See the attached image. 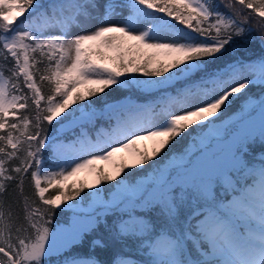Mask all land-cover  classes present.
<instances>
[{"label":"snow or ice","instance_id":"snow-or-ice-1","mask_svg":"<svg viewBox=\"0 0 264 264\" xmlns=\"http://www.w3.org/2000/svg\"><path fill=\"white\" fill-rule=\"evenodd\" d=\"M253 31L264 0H0V264H264Z\"/></svg>","mask_w":264,"mask_h":264},{"label":"trees","instance_id":"trees-1","mask_svg":"<svg viewBox=\"0 0 264 264\" xmlns=\"http://www.w3.org/2000/svg\"><path fill=\"white\" fill-rule=\"evenodd\" d=\"M44 2L47 3L48 0H44ZM221 10L222 11H226V9H223V7H221ZM258 35L259 34L257 32L253 31L251 33L250 43L247 46V48H248L247 52H245L244 50H241V52L237 53V55L243 56L245 59H255L256 57L260 56L262 54V52H264V49H261V47H260ZM44 91L47 94V88L46 87L44 88ZM250 91H251V94L254 97H258L259 94L262 91H264V89H261L259 87H253V88L250 89ZM114 96H115V93L112 92L111 90H109V94L105 98L106 99H111ZM93 100H96L98 105H99V103H100L99 97H94ZM239 102H240L239 100H237L235 102L232 110H235V107L239 104ZM177 139H179V138H177ZM261 152H264V144H261L259 141H257L255 144L250 145V151H249L248 158L250 160H255L257 162L258 154L261 153ZM99 166L108 167V165H106V163L105 164L99 163ZM85 176H82V177H85ZM23 187H24L25 195H28L29 197H31L32 190H31L27 180L25 181ZM47 195L51 196V195H54V193L50 191ZM15 198H16L15 194H13L12 199H15ZM70 217H71V212L62 213L59 210H57V216H56V221L57 222H61L62 223L64 220L69 219ZM97 234H99V233H97ZM91 238H92L91 236L85 238V243L81 246V254L82 255H85V256L89 255L90 248H91V244H90ZM97 254L99 255V257L101 259H104V260H108V259L111 258V253L110 252L105 254L104 252H99L98 251Z\"/></svg>","mask_w":264,"mask_h":264},{"label":"rangeland","instance_id":"rangeland-1","mask_svg":"<svg viewBox=\"0 0 264 264\" xmlns=\"http://www.w3.org/2000/svg\"><path fill=\"white\" fill-rule=\"evenodd\" d=\"M253 162H255V160H252ZM103 163H105V162H103ZM80 176H83V175H86L84 172H81L80 174H79ZM89 180H91L92 179V177H87Z\"/></svg>","mask_w":264,"mask_h":264}]
</instances>
